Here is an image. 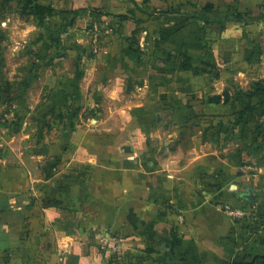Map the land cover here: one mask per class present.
Wrapping results in <instances>:
<instances>
[{
    "label": "crops",
    "instance_id": "obj_1",
    "mask_svg": "<svg viewBox=\"0 0 264 264\" xmlns=\"http://www.w3.org/2000/svg\"><path fill=\"white\" fill-rule=\"evenodd\" d=\"M32 2L0 0V264H264V0Z\"/></svg>",
    "mask_w": 264,
    "mask_h": 264
},
{
    "label": "rangeland",
    "instance_id": "obj_2",
    "mask_svg": "<svg viewBox=\"0 0 264 264\" xmlns=\"http://www.w3.org/2000/svg\"><path fill=\"white\" fill-rule=\"evenodd\" d=\"M21 7H22V9H16L15 11L21 13L22 16L29 18V16L33 13V11L29 10L30 8H28V7H25V6H21ZM87 21H88L87 31H88L89 44L91 47V51L93 52V54H98L101 52L102 48L104 47V38H105L104 25L99 19H97L93 16L88 17ZM13 26H14V28H11V30L16 29L14 23H13ZM11 43H10L11 49L15 48V46L19 44V43H17V41H15L14 35H13V42H11ZM58 58H56L55 61L56 60H58V61L63 60V57H60L59 59ZM217 85H222V83L218 82ZM54 124H55V126L52 125V127H54V128L51 127V124H49V126H50L49 128H52V130H55V131L58 130V132H59V130L62 128L63 124L62 123H54Z\"/></svg>",
    "mask_w": 264,
    "mask_h": 264
},
{
    "label": "trees",
    "instance_id": "obj_3",
    "mask_svg": "<svg viewBox=\"0 0 264 264\" xmlns=\"http://www.w3.org/2000/svg\"><path fill=\"white\" fill-rule=\"evenodd\" d=\"M25 1V7H28L30 8L29 10H32L33 13L41 20L43 21L44 17L49 14V15H53V10L44 6V5H41L40 3H34L32 2V0H23ZM209 12V9H205L204 13L205 14H208ZM205 14L204 15H200L202 17H204V19L206 20V22H209V20L207 19V17H205ZM191 16H188L187 18H189ZM192 18H199V15L197 14H194L192 15ZM60 57H62V55H60ZM185 61H189L188 58L185 59ZM187 64V63H186ZM189 64V63H188ZM188 64L185 65L186 68H188Z\"/></svg>",
    "mask_w": 264,
    "mask_h": 264
},
{
    "label": "built area",
    "instance_id": "obj_4",
    "mask_svg": "<svg viewBox=\"0 0 264 264\" xmlns=\"http://www.w3.org/2000/svg\"><path fill=\"white\" fill-rule=\"evenodd\" d=\"M222 210L225 211L228 215L233 217H242L246 214L245 211L238 208H234L230 205L223 206Z\"/></svg>",
    "mask_w": 264,
    "mask_h": 264
},
{
    "label": "water",
    "instance_id": "obj_5",
    "mask_svg": "<svg viewBox=\"0 0 264 264\" xmlns=\"http://www.w3.org/2000/svg\"><path fill=\"white\" fill-rule=\"evenodd\" d=\"M250 195H248L249 198H252V190L249 192Z\"/></svg>",
    "mask_w": 264,
    "mask_h": 264
}]
</instances>
